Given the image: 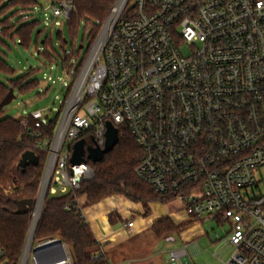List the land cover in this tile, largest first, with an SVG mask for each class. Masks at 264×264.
<instances>
[{"label": "built area", "instance_id": "obj_1", "mask_svg": "<svg viewBox=\"0 0 264 264\" xmlns=\"http://www.w3.org/2000/svg\"><path fill=\"white\" fill-rule=\"evenodd\" d=\"M74 11L63 0L41 13L44 23L62 26ZM109 23L101 47L100 36L75 85L67 86L53 137L34 145L47 154L46 196L71 194L65 209L86 221L77 197L94 176L86 147H105L108 123L124 126L142 151L140 181L157 194H174L189 218L228 226L232 254L223 264H264V0H115L103 32ZM46 112L23 119L32 138L41 132L29 121L37 130L47 126ZM79 141L85 155L72 165ZM38 213L39 205L34 222ZM122 228L133 231L136 222ZM59 241H34L21 264H74L64 243L54 247ZM44 247L50 249L33 255ZM185 256L182 249L167 260L177 264Z\"/></svg>", "mask_w": 264, "mask_h": 264}, {"label": "trees", "instance_id": "obj_2", "mask_svg": "<svg viewBox=\"0 0 264 264\" xmlns=\"http://www.w3.org/2000/svg\"><path fill=\"white\" fill-rule=\"evenodd\" d=\"M55 2L63 0H52ZM74 3L75 11L66 22V26L73 39L77 38L81 28L87 38L88 47L82 55L84 45L77 52L68 53L64 46L67 41L59 39L61 53L59 54L52 40L43 42L39 46L40 33L35 37L39 23H25V17L15 19L18 13L31 10L37 2L35 0H0V42L11 40L15 45L29 50L35 39L37 52L48 64L57 58L62 62L63 70L76 80L84 62L97 39V36L108 19L115 0H69ZM11 11H14L11 13ZM11 13V15H10ZM38 70H29L18 78L16 70L0 57V74L14 78L7 83L0 81V103L10 90L19 95H28L39 87V81L34 77ZM72 86L70 87L71 90ZM69 95V92H68ZM59 116L48 121L47 126L35 129L33 120L29 127L41 132V137L32 138L22 125V118L5 116L0 108V253L3 257L0 264H19L30 229L33 207L23 214L16 211L22 207L25 200L35 201L44 174L47 154L34 148L38 139L52 138L57 127ZM119 141L114 149L108 153L101 163H87L94 170L92 179L84 181L77 197L81 207L88 209L115 196L122 197L134 204H139L142 214H151L152 204L167 205L174 202V194L160 195L138 179L135 170L142 158V151L124 126H117ZM34 152L37 163H31L26 169L18 164L25 152ZM72 195H47L40 215L35 234V244L51 239H58L70 250L74 264H110L103 252L104 245L96 241L89 225L84 219L67 211L65 208L72 200ZM196 218H189L178 226L171 218L157 220L151 230L157 239H166L174 234H181L193 227ZM112 226L126 222L117 211L108 215Z\"/></svg>", "mask_w": 264, "mask_h": 264}, {"label": "rangeland", "instance_id": "obj_3", "mask_svg": "<svg viewBox=\"0 0 264 264\" xmlns=\"http://www.w3.org/2000/svg\"><path fill=\"white\" fill-rule=\"evenodd\" d=\"M35 1L37 5L32 8L33 13H29L28 20L24 22L30 24L39 23L35 31V37L41 32L39 40L40 51L43 48V42L49 39L53 41L56 50L60 54L62 51L59 39H62L67 41L64 49L68 53L77 52L80 46L84 45L83 55L88 47V41L84 36L83 29L81 28L77 38L73 39L65 25L66 23L62 26L44 23V15L41 13L42 8H46L52 0ZM13 12L11 11V13ZM23 17L24 12L18 13L14 18L20 19ZM2 20L0 18V21ZM106 22L102 26L97 39L101 36ZM181 49L185 55L190 53V49L185 44L182 45ZM0 57L16 70L14 78L22 76L29 70H38L34 79L39 81V87L28 95H19L15 92L13 101L3 109L5 116L24 119L36 110L47 109L46 115L49 116L50 120L59 116V123L64 111V101L69 92L67 86H74L76 83L73 76L63 70L62 61L57 58L54 63L48 64L38 54L35 39L29 50L15 45L9 39H5L4 43L0 42ZM48 76H51L54 82H47ZM14 78L0 74V81L4 83ZM110 199H113L114 203L118 204L119 212H124L123 219L139 223V226H147L143 231H127L124 241L118 247L107 251V258L110 264H173L167 260L169 254L182 249L186 251L188 264H223L228 261L232 254L231 246L225 241L229 231L228 226L219 224L216 219L209 216L198 219L193 224V229L188 230L185 234H174L166 239H157L155 237L150 228L152 220L157 221L166 218L173 212H177L179 217H181L177 223H182L189 219L183 211V206L179 200L167 205L152 204L151 214L144 217L139 204H137L138 210H135L133 209L135 208L134 205L122 197L115 196ZM114 229L120 232L123 231L122 223L116 225ZM177 264L183 263L180 261Z\"/></svg>", "mask_w": 264, "mask_h": 264}, {"label": "water", "instance_id": "obj_4", "mask_svg": "<svg viewBox=\"0 0 264 264\" xmlns=\"http://www.w3.org/2000/svg\"><path fill=\"white\" fill-rule=\"evenodd\" d=\"M14 97H15L14 91L10 90L9 93L7 94V96L0 103V108L3 109L7 105H9L13 101ZM118 141H119L118 130L111 123H108L107 124L105 147L103 149H100V148H93L91 146H87L86 151L88 153V156H87L88 160H90L91 163H93V164L101 163L104 160L105 156L114 149V147L117 145ZM84 155H85V142L79 141L74 146V153H73V157L71 159V164L72 165L80 164L83 161ZM34 162L37 163V158H36L35 153L28 151L22 155L18 166L24 170L31 163H34ZM43 178H44V176H43ZM43 180L44 179H42V181ZM42 188L43 187H42V182H41L40 189H39L38 196H37L36 200L35 201H31V200L23 201L22 202L23 206L19 207L18 210L16 211V214L20 215V214L25 213L27 211V209H30L32 207L34 209H36L37 205H39V213L37 215L35 222L33 221V219L31 221L30 229H29V232L27 235L26 243H25L24 250H23L22 257L20 259L19 264H21L24 260L25 251L28 249L27 251L29 253L32 250V247H33V244L35 241V234L37 231V227H38L39 220H40V215H41L43 205L45 202V198H46V188H44V190ZM42 191H43V195H41ZM61 246H62V242L59 241L57 243V246H54V247L59 249V248H61ZM49 249H50V247H44L41 249H34L33 255L35 257H38L39 255L45 253ZM57 260L59 261L60 259H57Z\"/></svg>", "mask_w": 264, "mask_h": 264}, {"label": "crops", "instance_id": "obj_5", "mask_svg": "<svg viewBox=\"0 0 264 264\" xmlns=\"http://www.w3.org/2000/svg\"><path fill=\"white\" fill-rule=\"evenodd\" d=\"M130 203L134 205L135 208L133 209L138 210L137 204H133L132 202ZM113 211H117L121 217H123L124 215V212H119L118 204H115L113 199H107L94 207L85 209L86 223L89 225L96 241L99 242L104 238V236H108V239H109L108 242L102 243L104 245L103 252L105 253V255H107V251L109 249L118 247L120 243H122L126 237L125 231L120 232L119 230L114 229L115 226H112L109 223L108 215ZM165 215H168V214H165ZM168 217L171 218V220L174 222L176 226L180 224V223H177V221L181 219V217H179V214L177 212L171 213ZM155 222L156 220L154 221L152 220V223L150 225L152 226ZM146 228L147 226L146 227L145 225L139 226V223H136V228L133 231L134 232H136V230L143 231ZM192 229L193 227L189 228L188 230H192ZM188 230H186L185 232L181 234H185ZM186 259H187V256H185L184 259L182 260L183 264H188Z\"/></svg>", "mask_w": 264, "mask_h": 264}, {"label": "bare ground", "instance_id": "obj_6", "mask_svg": "<svg viewBox=\"0 0 264 264\" xmlns=\"http://www.w3.org/2000/svg\"><path fill=\"white\" fill-rule=\"evenodd\" d=\"M109 27H110V23L107 25L106 29L104 30L103 34L100 37V40H99V43H98V46H97L98 50L101 47L102 43L104 42V40H105V38L107 36V31H108ZM41 195H43V191H42ZM23 263H24V260H23Z\"/></svg>", "mask_w": 264, "mask_h": 264}]
</instances>
